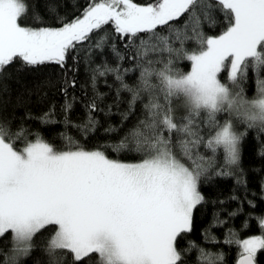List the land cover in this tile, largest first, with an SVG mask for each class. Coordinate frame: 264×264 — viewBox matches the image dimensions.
<instances>
[{
    "label": "snow or ice",
    "instance_id": "1",
    "mask_svg": "<svg viewBox=\"0 0 264 264\" xmlns=\"http://www.w3.org/2000/svg\"><path fill=\"white\" fill-rule=\"evenodd\" d=\"M204 5L205 0H89L81 15L58 28H32L19 23L27 12L25 0H0V72L17 59L26 66H63L77 44L111 26L119 39L135 47L130 58L140 69L139 83L134 88L124 84L119 69L105 68L100 75L116 73L132 94L130 109L146 100L145 118L125 138L138 154L131 161L111 159L74 141L58 151L39 136L17 149L24 130L12 134L0 125V237L10 233L13 241L12 256H5L4 264L28 255L36 234L49 226V264L68 253L74 264L90 254H97L100 264L181 261L174 242L191 230L193 211L204 199L198 184L212 164L197 149H222L226 165L239 161L243 134L228 121L219 124L217 114L234 113L248 128L258 125L264 131V78H259L264 71V0H209ZM198 7L205 19L211 20V12L222 13L226 29L205 35ZM185 16L183 26H177ZM106 39L101 37L96 47ZM180 60L190 63L186 73L175 67ZM249 68L257 76L258 96L252 100L242 88L234 93L220 79L226 71L229 83L239 87ZM181 98L186 114L177 117L174 101ZM70 107L66 103L65 110ZM88 107L97 110L95 102ZM202 113L214 129L207 141L200 130ZM125 148L121 141L114 150ZM177 148L188 164L177 157ZM259 224L261 235L228 241L240 249L237 264H255L258 250H264V219ZM217 260L222 256L207 264Z\"/></svg>",
    "mask_w": 264,
    "mask_h": 264
},
{
    "label": "trees",
    "instance_id": "2",
    "mask_svg": "<svg viewBox=\"0 0 264 264\" xmlns=\"http://www.w3.org/2000/svg\"><path fill=\"white\" fill-rule=\"evenodd\" d=\"M134 2L146 4L152 0ZM208 2L205 0V8ZM25 3L27 12L19 20L22 26L58 28L81 15L89 0H25ZM197 11L205 35L216 36L226 29L227 21L219 11L210 13L214 24L204 18L203 8L198 7ZM186 19L187 16L182 18L177 26H183ZM105 36L103 47H96V42ZM134 55L135 47H129L111 26H106L70 50L63 66L52 62L26 66L17 59L0 72V125L12 134L24 130L23 136L15 142L17 149L39 136L58 151L67 150L69 141H74L86 150L103 151L111 159L137 158L138 154L131 151L134 143L125 138L145 118L143 104L146 100L137 101L130 109L132 94L122 88L116 73L100 75L105 68L119 69L123 83L136 87L140 69L136 60L130 58ZM175 67L186 73L190 63L176 61ZM225 73L220 79L231 87ZM259 78H264V71ZM256 81V74L249 68L247 79L242 80L236 90L242 88L243 95L250 100L258 93ZM93 102L97 110L90 112L88 106ZM66 103L71 104L67 111ZM174 107L177 117L186 114L182 98L174 101ZM230 116L228 112L219 113L216 120L219 124L230 122L237 134H243L238 146L239 161L236 165H226L222 149L218 148L215 153L204 145L197 149L210 158L212 164L198 184L204 199L193 211L191 230L174 242L182 257L178 264H207L209 259L221 256L222 260H217L216 264H235L239 248L228 241L262 234L259 221L264 219V131L258 125L248 128L247 122L235 117L230 119ZM206 121V114L202 113L199 122L205 141L214 135V129H210ZM121 141L127 143V148L114 150ZM175 152L184 163H189L178 148ZM218 172L227 174L218 175ZM52 233L51 226L37 233L30 253L9 264H49L46 249ZM12 248L10 233L0 237V264H4L5 256H12ZM255 262L264 264V250H258ZM58 264H74L72 254L59 259ZM79 264H100V261L97 254H90Z\"/></svg>",
    "mask_w": 264,
    "mask_h": 264
},
{
    "label": "rangeland",
    "instance_id": "3",
    "mask_svg": "<svg viewBox=\"0 0 264 264\" xmlns=\"http://www.w3.org/2000/svg\"><path fill=\"white\" fill-rule=\"evenodd\" d=\"M225 76H226V78H227V72L225 73ZM230 88L233 90L234 93L238 91V90H236L237 87L234 86V85H232V84H231V87H230ZM257 96H258V93H256V95H255L253 98H256ZM253 98H251L250 100H252ZM228 113H229V112H228ZM230 115H231V116H230V119H232V118H234V117H235V118H238L234 113H230ZM240 121H241V122H246V121H244L242 118H240ZM234 131H235V130H234ZM22 148H23V147H22ZM22 148H21V149H22ZM182 162H183V161H182ZM248 238H250V237H248ZM246 239H247V238H246ZM239 252H240V249H239Z\"/></svg>",
    "mask_w": 264,
    "mask_h": 264
},
{
    "label": "water",
    "instance_id": "4",
    "mask_svg": "<svg viewBox=\"0 0 264 264\" xmlns=\"http://www.w3.org/2000/svg\"><path fill=\"white\" fill-rule=\"evenodd\" d=\"M237 261H238V258H237V260H236L235 264H237ZM255 264H256V263H255Z\"/></svg>",
    "mask_w": 264,
    "mask_h": 264
}]
</instances>
